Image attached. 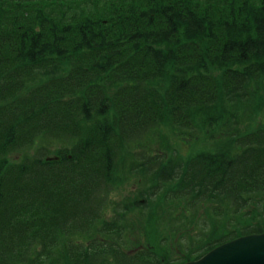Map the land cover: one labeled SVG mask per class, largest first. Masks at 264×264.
<instances>
[{
    "label": "trees",
    "instance_id": "trees-1",
    "mask_svg": "<svg viewBox=\"0 0 264 264\" xmlns=\"http://www.w3.org/2000/svg\"><path fill=\"white\" fill-rule=\"evenodd\" d=\"M262 233L264 0H0V264Z\"/></svg>",
    "mask_w": 264,
    "mask_h": 264
},
{
    "label": "water",
    "instance_id": "water-1",
    "mask_svg": "<svg viewBox=\"0 0 264 264\" xmlns=\"http://www.w3.org/2000/svg\"><path fill=\"white\" fill-rule=\"evenodd\" d=\"M185 264H264V233L240 237Z\"/></svg>",
    "mask_w": 264,
    "mask_h": 264
},
{
    "label": "rangeland",
    "instance_id": "rangeland-1",
    "mask_svg": "<svg viewBox=\"0 0 264 264\" xmlns=\"http://www.w3.org/2000/svg\"><path fill=\"white\" fill-rule=\"evenodd\" d=\"M170 140H171V141H175V139H173V138H170ZM199 144H201V142H200ZM180 146H181V148L183 149V150H182L183 154L186 155V153H187V151H188V149H189V145L183 142V143H181Z\"/></svg>",
    "mask_w": 264,
    "mask_h": 264
}]
</instances>
